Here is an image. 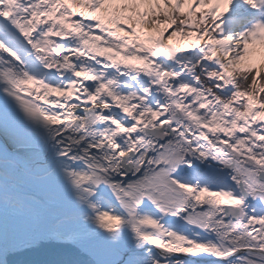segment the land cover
<instances>
[{
  "label": "snow or ice",
  "instance_id": "6c2138e0",
  "mask_svg": "<svg viewBox=\"0 0 264 264\" xmlns=\"http://www.w3.org/2000/svg\"><path fill=\"white\" fill-rule=\"evenodd\" d=\"M0 264H264V0H0Z\"/></svg>",
  "mask_w": 264,
  "mask_h": 264
},
{
  "label": "bare ground",
  "instance_id": "6f19581e",
  "mask_svg": "<svg viewBox=\"0 0 264 264\" xmlns=\"http://www.w3.org/2000/svg\"><path fill=\"white\" fill-rule=\"evenodd\" d=\"M44 258H47V257H45L43 254H37L34 256L25 257L24 259L33 260V259H44Z\"/></svg>",
  "mask_w": 264,
  "mask_h": 264
}]
</instances>
